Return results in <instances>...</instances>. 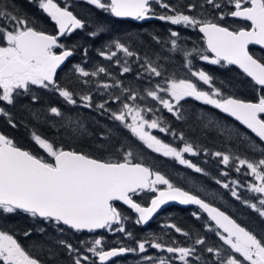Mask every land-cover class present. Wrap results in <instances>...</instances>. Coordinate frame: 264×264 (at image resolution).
Returning a JSON list of instances; mask_svg holds the SVG:
<instances>
[{"label":"snow or ice","instance_id":"obj_1","mask_svg":"<svg viewBox=\"0 0 264 264\" xmlns=\"http://www.w3.org/2000/svg\"><path fill=\"white\" fill-rule=\"evenodd\" d=\"M86 2L116 18L135 21L156 19L173 26L191 28L202 34L206 49L195 44L188 49L178 43L181 34L174 28L168 29V39L164 41L152 35L157 44L170 45L167 52L182 54L187 75L177 77L161 62L168 59L167 56L155 59L147 55L141 57L126 42L112 39L96 50L98 56L116 65L119 77L133 73V84L146 82L145 86L125 85L108 67L96 65L89 71L81 63L72 65L70 69L75 79L70 77L68 83L62 84L57 78L58 70L66 66L80 46H69L60 40L74 30L84 29L86 22L56 0H29L54 22L57 31L49 34L14 7L0 4V118H4L12 128H17L18 123L9 107H14L17 99L24 96L30 97L32 104L37 103L40 97L34 88L51 92L61 98L65 106H70L67 111L52 105L40 110L31 105L24 106L34 121L29 129L30 139L46 155L22 148L9 135L0 132V222L24 215L31 220L33 227L23 229L21 234L30 238L35 232L46 238L25 246L16 238V230L0 223V264H61L58 250L64 252L67 264H109L114 258L127 254L139 255V264H264V233L249 230L213 203L176 186L161 171L142 162L140 154L131 146L121 144L113 154L110 151L115 147L110 143L113 136L111 128L99 133L95 151L100 155L97 156L65 148L35 127L51 124L58 136L67 135L72 139L91 135L85 121L78 113L73 115L72 112L83 108L118 122L119 127L126 129L146 149L196 173L207 175L204 168L187 159L185 154L198 156L203 152L211 155L225 168L252 178L245 182L239 179L229 182L216 179L215 182L264 220V56L250 51V45L264 49V0H189L188 3L177 0L175 4L169 0ZM229 17L244 22V26L231 28L221 23ZM107 31L109 29L103 22H97L88 36L95 41ZM81 51L86 65L89 49L82 48ZM196 57L210 65L237 66L251 78L254 86L259 87L261 94L258 100L250 102L225 94L215 85L213 75L203 69L194 70ZM133 63L137 65L135 70ZM199 82L208 86V90ZM113 89H118L119 94ZM96 96L100 99L97 100ZM189 98L218 109L250 130L258 140L248 132L197 117L202 127H212L229 140L235 139L251 152L259 153V158L209 152L190 140L185 132L173 127L163 115H157L166 110L176 121L186 122L190 117L182 102ZM149 99L154 104L147 103ZM113 104L118 106L113 108ZM25 127L29 128V125L25 124ZM153 130L171 136L172 141L161 139L153 134ZM221 175L227 177L229 173L222 171ZM241 188L255 194L254 200L242 197ZM144 193L153 194L146 205L134 199ZM117 202H122L137 214L134 222L140 226L147 225L169 202L196 205L207 214L208 221L214 222V226L206 223L205 227L222 244L208 246L205 238L199 235L192 239L189 231L175 223L164 227L192 239L191 244H181L170 237L165 241L163 237L167 233L138 239L126 229L124 222L130 217L117 207ZM192 216L201 218L198 212H193ZM49 227L61 234L66 230L94 233L103 229L123 234L135 246L107 247L105 238L100 236L90 241L81 240L78 242L80 247H77L67 239H48ZM149 249L160 255L149 254ZM204 253L210 254V258H205Z\"/></svg>","mask_w":264,"mask_h":264},{"label":"trees","instance_id":"obj_2","mask_svg":"<svg viewBox=\"0 0 264 264\" xmlns=\"http://www.w3.org/2000/svg\"><path fill=\"white\" fill-rule=\"evenodd\" d=\"M183 3H188L189 0H182ZM7 3L9 7H14L22 15H26L29 19L35 21L36 26L42 30L52 33L54 27L52 21L47 17L42 10L38 8L35 3H29V0H0V4ZM170 3H177V0H170ZM80 7L79 11L76 10V6L69 5V10L73 12L79 19L86 22V27L84 29L74 30L68 37H64L60 42L66 45L77 44L80 47L75 52L74 56L66 63V66L62 67V70L58 71V80L62 84H66L71 77L73 80L75 77L71 73L70 69L72 65L81 63L89 71H91L96 65H103L109 68V70L119 77V69L113 63L104 60L97 54V49L102 47L105 43L112 39H119L126 42L134 51H137L141 57L147 55L148 57L157 58V56L163 57L167 56L168 59L163 60L169 72H175L177 77H185L187 75V70L182 64V54H173L167 52L168 46H163L157 44L152 40V35H156L161 41L168 39V29L174 28L181 34V40L178 43L185 45L188 49H191L193 45L204 49L203 42L196 30L191 28H183L180 26H173L166 22H161L159 20H150L143 23H137L135 21L129 20H118L113 18L109 13H105L102 10L96 9L93 5L89 4H78ZM163 11V10H161ZM97 22H103L105 27L109 31L102 34V36L95 41L93 38L88 36V32L93 30ZM131 37V39H129ZM82 48L89 49V59L86 65L83 64L82 60ZM208 54V53H205ZM122 56V54H120ZM194 70L203 69L215 77V85L220 87L225 94H230L236 98L243 99L245 101H257L258 96L261 94L259 88L254 86L252 82L247 79L240 71L232 66H222V65H210L203 64L198 60V57L193 61ZM134 70L136 64H132ZM103 79V76L101 77ZM123 80L125 85H130L138 88H142L146 85V82H135L133 84L134 75L133 73L126 74L123 77H119ZM194 79V78H192ZM204 86V85H202ZM229 87V88H225ZM233 87V88H232ZM37 95H39L40 100L32 104L30 97L24 96L17 99L16 105L14 107H9V111L13 113L14 118L18 123L17 128H12L7 124L4 118H0V132L9 135L18 143V145L27 150H31L34 153L46 155L39 150L36 145L31 141L29 136V129L34 125L28 112L24 106L31 105L32 108L40 110L49 105L59 106L65 111L70 108V106H65L62 99L57 95L48 92L46 90L33 89ZM113 92L119 94L118 89H113ZM99 100L100 97L96 96ZM149 104H154L150 99L147 101ZM185 109L189 115V119L185 121H176L171 114L167 113L166 110H162L157 115H163L169 122L172 123L173 127L177 128L178 131H183L187 137L200 144L202 148H207L209 152L221 151L225 153H235L241 158L248 159H258L259 153H253L248 150L245 145L240 144L235 139L223 140L226 135L217 134L218 130L209 127H202L201 121L197 117H202L205 121L211 119L218 122L222 126H227L233 130L239 129L245 132L237 124L227 119L218 113L212 106L204 105L199 101H195L189 98L187 101L182 102ZM118 105L113 104L112 107L116 108ZM73 115L79 114L80 117L85 121L91 135H85L83 137L72 139L67 138L66 135H57L56 128L51 126V124H40L35 125L40 133L43 135L54 138L59 144H62L65 148H71L75 150H83L89 152L90 154L99 156L100 153L95 151L96 144L98 143V136L101 131H106V128H111L113 136L111 137L110 143L115 147H112L110 151L115 154L116 148H119L121 144H127L133 148V150L140 154L142 162L158 169L167 177H169L172 182L187 191L193 192L199 195L201 198L205 199L207 202H211L214 206L221 208L227 214L231 215L237 220L242 226H246L249 230H253L256 233H264V220H262L257 213L252 211L250 208L243 205L240 201L233 198L230 192L226 189H222L221 186L216 184V179L220 180H233L239 179L241 182L249 181L251 177H245L242 173H236L232 168H228L227 171L229 175L227 177L221 176L220 171L221 166L217 158L211 155H205L201 152L198 156H189L188 158L198 166L205 169L207 175L203 173H196L194 170L189 169L185 166L175 164L172 160H169L163 156H159L156 153L151 152V150L146 149L139 141H137L131 134L126 130L118 126V122H113L107 118V116H101L98 112L89 109L77 108L72 110ZM55 119V118H50ZM25 124L29 125V128L25 127ZM219 133V132H218ZM161 139L171 142L172 137L159 134ZM251 136V135H250ZM252 137V136H251ZM254 138V137H252ZM255 139V138H254ZM107 156V153H105ZM243 171V170H242ZM182 176L183 179H179ZM195 183L198 186L196 189L190 183ZM216 192L222 201H211L205 197V192ZM242 197L245 199H253L254 195L248 193L245 189H239ZM153 195L152 193H144L141 196L134 197L138 202L145 204L149 197ZM218 196L216 200H218ZM117 207L128 217L126 220L125 227L128 231H131L134 236L138 239L144 237H151L153 234L163 235L167 233L163 238L168 241L169 237L181 244H191L192 239L197 235L205 238L208 246L220 245L222 242L218 240L213 232L207 231L205 224H211L205 216L195 208H182L170 206L159 213L153 220H151L145 227L135 224V215L127 208L117 204ZM193 212H198L200 219L192 216ZM3 226L9 228L10 230H16L18 241L25 246L31 245L34 241L46 239L43 236L33 233L30 238L24 237L21 232L23 229L33 227V224L29 218L24 215H17L9 217L4 220ZM169 223H175L180 226L185 231H189L192 234V239H187L181 234L176 233L174 229H167L164 225ZM48 239H67L77 247H80L79 241L81 240H91L93 237L99 238L103 236L105 238V244L107 247L120 246L121 244L135 246L133 241L127 239L120 233H110L107 230L94 232V233H73L66 230L64 233H58L53 227L48 228ZM120 245H117V244ZM198 248L200 246H197ZM59 251V257L61 264H67L65 254L62 250ZM156 250L149 249V254H155ZM205 258H210V254L204 253ZM139 255L137 254H127L123 258L116 259L109 264H115L116 262L120 264H139Z\"/></svg>","mask_w":264,"mask_h":264},{"label":"rangeland","instance_id":"obj_3","mask_svg":"<svg viewBox=\"0 0 264 264\" xmlns=\"http://www.w3.org/2000/svg\"><path fill=\"white\" fill-rule=\"evenodd\" d=\"M56 2H58V3H63V6H69V5H73V6H76L77 8H76V10L77 11H79V5L78 4H87V2H86V0H56ZM92 6V5H91ZM93 7H95L94 5H93ZM96 8V7H95ZM97 9V8H96ZM198 60H199V58H198ZM199 61H201V60H199ZM203 64H208L207 62H205V61H201ZM194 80H195V78H194ZM200 83V85L202 86V82H199ZM205 90H208V86H202ZM225 88H229V87H225ZM233 88V87H232ZM258 100V99H257ZM242 129V128H241ZM153 134H155V135H159V134H163V133H159L157 130H153ZM217 134H220V133H218L217 132ZM67 136V135H66ZM159 137V136H158ZM67 138H70V137H68L67 136ZM223 140H228V138H227V136H225L224 137V139ZM245 147H246V145H245ZM247 148V147H246ZM157 155H159V154H157ZM159 156H161V155H159ZM185 156H186V158L187 159H189L188 157H189V155L188 154H185ZM191 157V156H190ZM167 159H169V160H172V159H170V158H167ZM175 164L177 163L176 161H174V160H172ZM219 162V161H218ZM178 164V163H177ZM218 165H220L221 166V169L219 168V166H218V169L219 170H221L220 171V174H221V172L222 171H225V170H227L228 168H225L223 165H221V164H218ZM181 166H183V165H181ZM222 176V175H221ZM250 177V176H249ZM179 179H183V177L182 176H179ZM223 181V180H222ZM224 182H229V180H224ZM192 186H194L196 189H198V186H196V184L195 183H190ZM220 186V185H219ZM161 187H163V186H161ZM222 188V187H221ZM222 189H224V188H222ZM227 190V189H226ZM229 191V190H228ZM216 194H218V193H214V192H211V191H208V192H205V197L208 199V200H211V201H215V202H218V201H222V199L218 196V195H216ZM218 196V200H216V197ZM117 245H120L119 243L117 244ZM155 254L156 255H160V253H158V252H155ZM164 255H167L166 253L164 254ZM115 264H120V263H118V262H116Z\"/></svg>","mask_w":264,"mask_h":264},{"label":"water","instance_id":"obj_4","mask_svg":"<svg viewBox=\"0 0 264 264\" xmlns=\"http://www.w3.org/2000/svg\"><path fill=\"white\" fill-rule=\"evenodd\" d=\"M45 14V13H44ZM46 15V14H45ZM47 16V15H46ZM113 18H115V19H126V20H132L131 18H116V17H113ZM56 31H57V29H56ZM198 32V31H197ZM198 34L202 37V34H200L199 32H198ZM203 40V39H202ZM203 45H204V48L206 49V45H205V43H204V41H203ZM251 46V45H250ZM255 47H257V48H260V49H262L260 46H258V45H256ZM262 50H264V49H262ZM209 55H211L210 53H208ZM69 60H70V58H69ZM231 66H233V67H235V68H237L242 74H243V72H242V70H240L237 66H235V65H231ZM63 67V66H62ZM245 75V74H244ZM246 76V75H245ZM250 81H251V78H249V77H247ZM252 82V81H251ZM253 84H254V82H252ZM258 87V86H257ZM250 102H252V101H250ZM215 109V108H214ZM218 113H220L221 115H223L224 117H226V118H228V119H230L231 121H233L234 123H236L239 127H241L242 129H244L246 132H248L251 136H253L254 137V134H251L250 133V130H247V129H245V127L243 126V125H241L238 121H235V119L233 118V117H229L227 114H225V113H222V112H220L218 109H215ZM255 138V137H254ZM255 139H257L258 140V138H255ZM148 202H149V200H148ZM147 202V203H148ZM146 203V204H147ZM117 204H119V205H121V206H123V207H125V208H127L128 210H130L134 215H135V217H137V214L136 213H134L131 209H129L128 207H127V205H123L122 204V202H117ZM145 204V205H146ZM170 206H175V207H183V208H188V207H191V208H196V209H198L204 216H205V218L207 219V214L206 213H203L202 212V210H200L199 209V207L198 206H196V205H180L178 202H169V204H167V205H164V206H162V208L159 210V212L156 214V215H158L159 213H161L164 209H166L167 207H170ZM155 215V216H156ZM154 216V217H155ZM153 217V218H154ZM208 220V219H207ZM211 224H213V226H214V222H211V221H209ZM146 225H143L142 227H145ZM103 230V229H102ZM97 231H101V230H97ZM96 231V232H97ZM118 247V246H117ZM124 256H121V257H117V258H123ZM117 258H114V259H117ZM111 262V261H110ZM109 262V263H110Z\"/></svg>","mask_w":264,"mask_h":264},{"label":"flooded vegetation","instance_id":"obj_5","mask_svg":"<svg viewBox=\"0 0 264 264\" xmlns=\"http://www.w3.org/2000/svg\"><path fill=\"white\" fill-rule=\"evenodd\" d=\"M169 2H170V0H169ZM60 4L63 7V3H60ZM158 11H161V9H158ZM120 20H126V19H120ZM151 20H154V19H151ZM129 21H132V20H129ZM133 21H135V20H133ZM146 21H150V20L135 21V22L143 23V22H146ZM221 23H223V24H225V26H229L231 28H239L241 26H244V22H242V21H240L238 19H235V18H231V17L227 18L225 21H223ZM52 24H53V27H54V31L52 33H49V34H55L56 33V28L54 26V22H52ZM63 38L64 37H62L61 39H63ZM57 51H59V50H57ZM250 51L253 52L254 54H256L257 56H264V50H262L260 48H257L255 46H250Z\"/></svg>","mask_w":264,"mask_h":264}]
</instances>
